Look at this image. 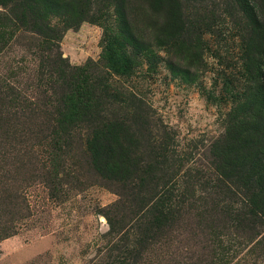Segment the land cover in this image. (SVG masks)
I'll return each mask as SVG.
<instances>
[{"label":"rangeland","instance_id":"1","mask_svg":"<svg viewBox=\"0 0 264 264\" xmlns=\"http://www.w3.org/2000/svg\"><path fill=\"white\" fill-rule=\"evenodd\" d=\"M44 1L0 0V264H113L107 217L132 184L105 178L85 143L108 119L183 197L143 264H264V221L241 223V171L214 168L243 64L264 83V0ZM115 47L131 73L108 67ZM86 92L90 109L71 113Z\"/></svg>","mask_w":264,"mask_h":264},{"label":"trees","instance_id":"2","mask_svg":"<svg viewBox=\"0 0 264 264\" xmlns=\"http://www.w3.org/2000/svg\"><path fill=\"white\" fill-rule=\"evenodd\" d=\"M238 2L242 7L244 2L248 4V0ZM106 51L104 58L114 73L127 75L132 72L133 60L128 53L118 47ZM243 69L241 76H245L247 85L243 89L246 94L238 100L230 116L228 138L221 145L223 159L214 168L224 179L241 171L242 186H239L246 192L247 212L244 215L249 220L244 218L241 223L252 224L264 221V83L247 63L243 64ZM107 88L104 85L101 93ZM85 95V101L78 108L69 109L71 113L76 112L77 115L90 109L91 93L86 92ZM124 125L117 119L103 121L97 127H91L85 143L93 164L105 178L117 184H132L126 195L120 194V200L110 207L115 211L114 215L107 217L110 234L117 236L112 246V251L117 252L113 264H143L144 254L170 231L178 219L183 197L178 193L175 182L145 173L149 168L150 171L154 169L150 165L143 168V161L138 160L133 151L138 143L133 141V135H127ZM137 171L148 178L135 175ZM230 244V237L226 240L224 237L218 241V248L227 253Z\"/></svg>","mask_w":264,"mask_h":264}]
</instances>
